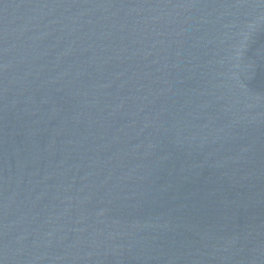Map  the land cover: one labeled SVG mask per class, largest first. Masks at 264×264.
Wrapping results in <instances>:
<instances>
[{
  "label": "water",
  "instance_id": "1",
  "mask_svg": "<svg viewBox=\"0 0 264 264\" xmlns=\"http://www.w3.org/2000/svg\"><path fill=\"white\" fill-rule=\"evenodd\" d=\"M0 264H264V0H0Z\"/></svg>",
  "mask_w": 264,
  "mask_h": 264
}]
</instances>
